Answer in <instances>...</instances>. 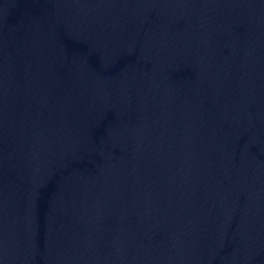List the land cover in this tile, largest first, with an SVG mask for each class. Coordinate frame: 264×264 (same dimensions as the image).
Instances as JSON below:
<instances>
[{
  "label": "water",
  "instance_id": "1",
  "mask_svg": "<svg viewBox=\"0 0 264 264\" xmlns=\"http://www.w3.org/2000/svg\"><path fill=\"white\" fill-rule=\"evenodd\" d=\"M0 264H264V0H0Z\"/></svg>",
  "mask_w": 264,
  "mask_h": 264
}]
</instances>
